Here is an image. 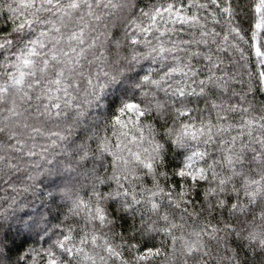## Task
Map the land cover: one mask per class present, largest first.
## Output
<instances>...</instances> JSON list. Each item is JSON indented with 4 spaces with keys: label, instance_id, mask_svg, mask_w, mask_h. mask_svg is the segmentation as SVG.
<instances>
[{
    "label": "snow or ice",
    "instance_id": "snow-or-ice-1",
    "mask_svg": "<svg viewBox=\"0 0 264 264\" xmlns=\"http://www.w3.org/2000/svg\"><path fill=\"white\" fill-rule=\"evenodd\" d=\"M0 154L87 181L6 198L0 264H264V0H0Z\"/></svg>",
    "mask_w": 264,
    "mask_h": 264
},
{
    "label": "clouds",
    "instance_id": "clouds-1",
    "mask_svg": "<svg viewBox=\"0 0 264 264\" xmlns=\"http://www.w3.org/2000/svg\"><path fill=\"white\" fill-rule=\"evenodd\" d=\"M133 71H139V69H134ZM131 79H125L123 82L117 81V84H113L105 93L102 99L97 101L93 107L90 109V117L88 123L99 125L104 128L108 127V108L107 104L112 101L116 96H121L123 99V94L127 93L128 98L135 96L138 101L144 100L140 92L137 91L134 85L135 77L133 73L128 74ZM118 85V86H117ZM147 103V101H144ZM151 115V113H150ZM155 123V120H153ZM2 155V154H0ZM23 167V166H22ZM45 167H47L45 165ZM41 175L37 177L35 182H29L32 187L28 191L23 190L24 176L22 170H16L12 172H7L3 163H0V212L4 210L7 205L4 203L5 199L8 197H14L19 204L16 208V213H30L35 216L38 221L37 227H43L45 221L48 219L47 209L52 208L53 212L56 209L51 204L48 199L47 193L52 192L58 195L56 201L57 204H63L64 201L59 199V193L64 190L66 186L71 187L72 184L77 182L86 183L85 177L76 173H66L63 169H60L54 173H46L44 167L40 169ZM13 185H16V189L13 190ZM39 209V213L36 212ZM257 223H264L259 218V213L256 216ZM11 221H9L10 223ZM0 223H5L0 219ZM7 227V223L5 224ZM224 238L219 243L218 248H213L209 253L208 264H219L217 260L218 257L225 256V250L229 253L236 250V246L231 243L233 237L229 234H223ZM239 242V240H238ZM245 249H248V244L245 243ZM240 259L244 260L247 257L244 256V252L240 251ZM251 264V261H250Z\"/></svg>",
    "mask_w": 264,
    "mask_h": 264
}]
</instances>
